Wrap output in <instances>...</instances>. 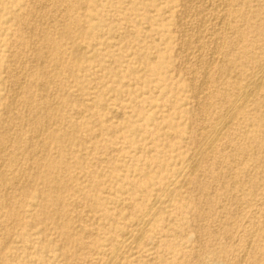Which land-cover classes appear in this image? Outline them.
Wrapping results in <instances>:
<instances>
[{
    "label": "rangeland",
    "instance_id": "rangeland-1",
    "mask_svg": "<svg viewBox=\"0 0 264 264\" xmlns=\"http://www.w3.org/2000/svg\"><path fill=\"white\" fill-rule=\"evenodd\" d=\"M67 1L72 10L62 0H0V178L8 184L0 199L19 212L7 219L0 211V264H104L112 234L125 229V204L169 183L177 189L168 204L182 202L141 247L158 259L136 264H264V82L244 107L232 104L264 63V0ZM93 53L112 62L111 74L92 61L77 68ZM102 88L106 109L90 95ZM221 120L222 136L200 151ZM142 122L141 132L128 128ZM55 129L60 147L47 136ZM15 143L43 164L64 151L66 166L49 170L62 179V210L51 205L55 193L33 184L45 172L35 173Z\"/></svg>",
    "mask_w": 264,
    "mask_h": 264
},
{
    "label": "bare ground",
    "instance_id": "bare-ground-1",
    "mask_svg": "<svg viewBox=\"0 0 264 264\" xmlns=\"http://www.w3.org/2000/svg\"><path fill=\"white\" fill-rule=\"evenodd\" d=\"M56 1V0H55ZM61 2V0H58ZM85 1V0H84ZM206 1V0H205ZM203 1V2H205ZM225 1V0H224ZM53 2V1H52ZM202 2V4H204ZM56 3V2H55ZM62 3H64L67 7L68 10H72V8L74 7V2H68L67 0H62ZM84 3V2H83ZM185 3V2H184ZM191 3V2H190ZM198 3V2H197ZM201 3V2H200ZM199 3V4H200ZM226 3V2H225ZM50 4V3H49ZM59 4V2H58ZM213 5V4H212ZM219 5V4H218ZM206 6V5H205ZM226 6V5H225ZM204 7V6H203ZM221 7V6H220ZM218 6V8H220ZM51 9V8H50ZM193 9V8H192ZM4 11H6V9H3ZM17 10V9H16ZM181 10V8H180ZM225 10V9H224ZM229 10V9H228ZM19 11V9H18ZM226 11V10H225ZM20 12V11H19ZM49 12V11H48ZM238 12V11H237ZM27 13V12H25ZM45 13V12H44ZM184 13V12H183ZM221 13V12H220ZM226 13H224L225 15ZM231 14V13H230ZM235 14V13H234ZM19 15V13L17 14ZM232 15V14H231ZM191 16V15H190ZM222 16V15H221ZM19 17V16H18ZM224 17V16H223ZM222 17V18H223ZM220 17H218L219 19ZM20 19V18H18ZM16 19V20H18ZM59 19V18H58ZM70 19V18H69ZM147 19V18H146ZM217 19V20H218ZM228 19V18H227ZM222 20V19H221ZM220 20V22H221ZM236 20V18H235ZM202 21V20H201ZM234 22L233 19H228L227 21H225L226 25H229ZM21 23V22H20ZM237 23V22H236ZM16 24V23H15ZM200 24V23H199ZM204 24V23H203ZM206 24V23H205ZM87 24L80 26V28H87L86 27ZM197 25V24H196ZM90 26V25H88ZM235 26V25H234ZM33 27V26H32ZM186 27V26H185ZM228 27V26H227ZM34 28V27H33ZM198 29V28H197ZM232 29V28H231ZM230 29V31H231ZM229 30V29H228ZM48 31V30H46ZM32 32V31H31ZM183 32V31H182ZM225 32V31H223ZM226 34V33H225ZM122 35V34H121ZM189 35V34H188ZM235 35V34H234ZM44 36V35H43ZM213 36V35H212ZM230 36V35H229ZM46 37V36H45ZM233 37V35H232ZM23 38V37H22ZM239 38V37H238ZM52 39V38H51ZM50 39V40H51ZM179 39V38H178ZM232 39V38H231ZM262 39V38H261ZM197 40V39H196ZM217 41H219V36L216 38ZM240 40V39H239ZM40 41V40H39ZM188 41V40H187ZM212 41V40H211ZM82 42V41H81ZM179 42V41H178ZM181 42V41H180ZM186 42V41H185ZM184 42V43H185ZM192 42V41H191ZM208 42V41H207ZM242 42V41H241ZM52 43V42H51ZM59 43V42H58ZM105 44V43H104ZM178 44V43H177ZM195 44V43H194ZM208 44V43H207ZM241 44V43H240ZM204 45V44H203ZM23 46V45H22ZM214 46V45H213ZM50 49V48H49ZM82 49V48H81ZM140 49V48H139ZM194 49V48H193ZM36 50V48H35ZM51 50V49H50ZM96 50V49H94ZM93 50V51H94ZM186 50V49H185ZM53 51V50H52ZM214 51V50H213ZM43 52V51H42ZM216 52V51H215ZM45 53V52H44ZM47 53V52H46ZM26 54V53H25ZM81 55V54H80ZM200 55V54H199ZM202 55V54H201ZM212 55V54H211ZM53 56V55H52ZM82 56V55H81ZM40 57V56H39ZM50 58V57H49ZM129 58V57H128ZM144 58V57H143ZM186 58V57H185ZM200 58V57H199ZM17 59V58H16ZM24 59V58H23ZM142 59V56H141ZM144 60V59H143ZM16 61V60H15ZM97 62L98 65L97 67H100L103 71L107 72L108 74L112 73L113 67L111 65L110 62L107 61L106 56L102 55L101 53H93V56L91 57H87L82 56L78 61H77V68L80 69V71H84V68L86 66V64L88 62ZM145 61V60H144ZM264 61V60H263ZM262 61V62H263ZM199 62V61H198ZM213 62V61H212ZM202 63V62H201ZM41 64V63H40ZM57 64V63H56ZM61 64V63H60ZM147 65V63H146ZM183 65V64H182ZM201 65V64H199ZM140 66V65H139ZM232 66V65H231ZM148 70L149 71H153L156 68H150L148 65ZM181 67V66H180ZM259 67V66H258ZM178 68V67H177ZM206 68V67H205ZM238 68V67H237ZM259 72H257L256 74H254V76H252L251 81H249L250 83L248 85L243 86L237 93V95L235 96L232 104L234 103V106H236V108H242L244 107V105L248 104L249 102H251V97H253L254 92L257 90L259 91L260 87H262L263 82H264V63L260 64V68H259ZM28 70V69H27ZM31 71V69H30ZM29 71V72H30ZM55 71V70H54ZM251 74V73H249ZM14 75V74H13ZM162 75V74H161ZM28 77V76H27ZM24 80V79H23ZM21 81V80H20ZM201 81V80H200ZM208 82V81H207ZM22 83V82H21ZM192 83V82H191ZM16 84V83H15ZM18 87V86H17ZM203 87V86H202ZM12 88V87H11ZM26 88V87H25ZM20 89V88H19ZM106 90L107 89H98L95 94L90 93V95H92L94 98L98 99V103H96L94 106L98 109H106L107 106V102L105 101V97L107 96L106 94ZM79 92L81 93V95L84 97L88 96V93L84 92L82 90V87L79 89ZM259 93V92H258ZM192 95V94H191ZM257 95V94H256ZM12 96V95H11ZM20 96V95H19ZM101 97L102 99H99L98 97ZM215 96V95H214ZM194 97V96H193ZM205 97V96H204ZM104 98V99H103ZM194 99V98H193ZM263 99V98H262ZM51 101V100H50ZM90 102V101H87ZM86 102V103H87ZM12 103V102H11ZM51 103V102H50ZM253 103V101H252ZM31 104V103H30ZM231 107V105H230ZM95 108V109H96ZM94 109V108H92ZM233 108H231L232 110ZM235 109V108H234ZM263 109V108H262ZM137 115H141L142 112L140 111L139 107H136L135 110ZM199 112V111H198ZM224 112V111H223ZM6 113V112H5ZM115 113V112H114ZM207 113V112H206ZM227 114V113H226ZM231 114V112H230ZM48 115H51V118H58L56 116H59L55 113H49ZM146 117V116H145ZM234 117V116H233ZM226 118L228 119V117L226 116ZM231 118V117H230ZM117 124V123H116ZM35 125V124H34ZM145 123H132L130 124V126L128 128H131L132 126L137 128V130L139 132L142 131V128L144 127ZM153 125V124H152ZM175 126V125H174ZM227 127V122H223L218 121L217 123H215L213 126L210 127V131L209 134L207 135L206 138H204L202 146L200 148V151H202L203 149H208V148H212L215 143L217 142V140L219 139V136L223 134V132L225 131ZM38 129V128H37ZM165 129V128H164ZM41 130V129H40ZM39 130V131H40ZM158 129H155L154 132L152 133H158L157 131ZM164 132V131H163ZM40 134V132H39ZM39 136V135H38ZM47 136L50 139V142H52L53 144H56L55 146L60 147V143L63 140V136L64 133L62 130L60 129H55V130H49L47 132ZM100 136V135H99ZM206 136V135H205ZM17 138V136H16ZM38 138V137H37ZM246 138V137H245ZM98 139V138H97ZM67 142V141H66ZM27 144V143H26ZM42 144V143H41ZM194 144V143H193ZM197 144V143H196ZM199 144V143H198ZM14 147H12L13 151L18 152L19 154L23 155L24 159H31L32 163H33V167L35 169V173L36 171H43L44 170V174L43 175H38L36 177L32 178L33 184H37V181H40L39 183L43 184L45 187V190L47 191V193L52 192L55 193V199L53 201V203L51 204L54 207V211H58L60 208L62 210L63 205L61 202V199L59 198L60 196L59 191L62 188V179L60 177L54 176L52 175V171L49 172V170L51 168H58L61 169L62 166H66L63 165L64 163L61 160V155L64 154V151L59 152V158L57 159L58 161L54 162V161H49L47 160L45 164L43 163H39L38 160L33 161L32 159V154L28 153V150L23 149L22 144L19 143H15V145H13ZM196 146V145H195ZM29 149V148H28ZM209 149V150H210ZM3 150V149H2ZM62 150V149H61ZM40 151H44L46 152L45 147H42L40 149ZM198 152V150H197ZM207 152V151H206ZM205 152V154H206ZM116 153V152H115ZM176 153V152H175ZM34 154V153H33ZM192 154V153H191ZM195 155V154H194ZM194 159H193V158ZM190 159L195 162L196 156H192ZM22 158V157H21ZM15 159H17V156H11L8 159V163H11L12 161H15ZM13 163V162H12ZM106 163L108 164V168H109V173L112 177H114V170L113 168V160L112 159H107ZM195 164V163H194ZM196 165V164H195ZM2 166V165H1ZM51 166V167H50ZM185 166V165H184ZM188 167V166H187ZM190 168V167H189ZM235 168V167H234ZM187 169V168H186ZM193 170V169H191ZM195 170V169H194ZM178 171V170H177ZM180 173V171H179ZM178 173V174H179ZM185 173V172H184ZM183 174V173H182ZM185 176V174H183ZM181 175V176H183ZM179 176V175H177ZM176 176V177H177ZM18 178V177H17ZM175 178V177H174ZM181 178V177H178ZM177 178V179H178ZM183 178V177H182ZM1 180V186L0 188L4 189L8 187V184L4 181L3 178H0ZM172 180V179H171ZM180 180V179H179ZM183 180V179H182ZM16 181V180H15ZM178 181V180H177ZM176 181V183H177ZM15 184V183H14ZM179 184V183H178ZM129 186L133 187L134 189H136V194H140V189H141V184H137L136 182H132L131 184H129ZM130 187V188H131ZM262 188V187H261ZM177 189L176 184L173 183H169V184H164L162 186H160V188L154 192H147L145 191L144 194H140V197L137 198H132L130 202H127L125 204L124 207V219H125V229L123 230V232H121L120 236H117L116 234H112L115 237V240L112 244V248L111 250L109 249V256L107 261L104 264H136L140 261H142V258L147 257L148 259H158V256L155 253H150L148 250H144L141 251V247L143 246H147L150 245L154 242V237H151L148 234V231L154 230L156 227L154 226V224L156 223L155 221L159 220V219H166L167 216L172 214V210L174 209V207L182 202V199H178V201L180 202H173L168 204V200L172 195V192L175 191ZM236 189V188H235ZM7 191V189H6ZM4 191V192H6ZM29 191V197L31 198L33 196V194L30 193ZM206 191V190H205ZM174 194V193H173ZM260 195V194H259ZM19 196V195H18ZM173 196V195H172ZM18 199V198H17ZM38 202L39 204H41V206L46 205V193L45 192H40L38 194ZM249 201V200H248ZM38 204V205H39ZM240 204V203H239ZM243 204V203H242ZM241 204V205H242ZM245 204V203H244ZM32 205V204H31ZM260 207V206H259ZM15 208V205H14ZM13 209V205H10L7 203V197L5 196L4 201H1L0 199V211L6 210L7 214H8V218L7 219H11L14 217H18L19 212H17V210ZM41 212V210H39ZM55 213V212H54ZM91 213V212H90ZM110 211H108L105 214V218L108 219L109 221L112 220ZM58 215V214H56ZM107 215V217H106ZM84 217V216H83ZM82 217V218H83ZM86 217V216H85ZM87 218V217H86ZM92 218V217H91ZM91 220V219H90ZM168 220V219H167ZM97 221V220H96ZM83 222V221H82ZM85 222V221H84ZM203 222V221H202ZM167 223V221H166ZM174 223V222H173ZM87 224V223H86ZM97 224V223H96ZM262 225H264V222H261ZM64 227L66 228V225H64ZM124 228V227H123ZM165 228V227H164ZM163 228V229H164ZM219 228V227H218ZM63 229V227H62ZM166 229V228H165ZM173 230V229H172ZM229 231V230H228ZM89 232V231H88ZM235 232V231H234ZM253 232V231H252ZM251 232V233H252ZM96 233V232H95ZM63 235L64 232L62 233ZM202 235V234H201ZM117 236V237H116ZM70 238V240H73V238H75L76 240L77 237L75 235L73 236H68ZM113 237V239H114ZM254 238V237H253ZM197 239V238H196ZM260 239H262L264 241V235H260ZM198 240V239H197ZM196 240V241H197ZM236 240V239H235ZM10 241V240H9ZM247 242V241H246ZM157 245V244H156ZM248 245H250L248 243ZM246 243V246H248ZM5 246L6 243L4 240L0 239V260L2 261H6L7 257H6V252H5ZM233 246V245H232ZM108 247V246H107ZM157 247V246H156ZM247 249V248H246ZM248 251V250H247ZM247 255V252H246ZM245 255V256H246ZM100 256V255H99ZM200 256V255H199ZM244 256V255H243ZM101 257V256H100ZM107 258V257H106ZM207 258V257H206ZM242 258V257H241ZM208 259V258H207ZM242 261V259H241ZM100 263V262H99ZM247 263V262H246ZM86 264V263H85ZM212 264V263H211Z\"/></svg>",
    "mask_w": 264,
    "mask_h": 264
}]
</instances>
